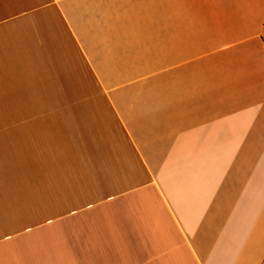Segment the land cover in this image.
Instances as JSON below:
<instances>
[{"label": "crops", "instance_id": "crops-1", "mask_svg": "<svg viewBox=\"0 0 264 264\" xmlns=\"http://www.w3.org/2000/svg\"><path fill=\"white\" fill-rule=\"evenodd\" d=\"M0 264H264V0H0Z\"/></svg>", "mask_w": 264, "mask_h": 264}]
</instances>
